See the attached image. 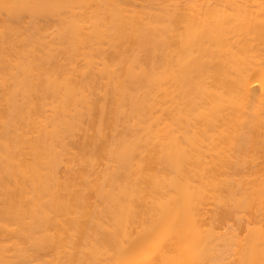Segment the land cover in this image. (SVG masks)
Listing matches in <instances>:
<instances>
[{"label":"bare ground","instance_id":"1","mask_svg":"<svg viewBox=\"0 0 264 264\" xmlns=\"http://www.w3.org/2000/svg\"><path fill=\"white\" fill-rule=\"evenodd\" d=\"M0 264H264V0H0Z\"/></svg>","mask_w":264,"mask_h":264}]
</instances>
